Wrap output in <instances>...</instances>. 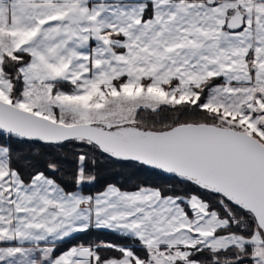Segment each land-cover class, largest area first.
<instances>
[{"label":"snow or ice","instance_id":"snow-or-ice-1","mask_svg":"<svg viewBox=\"0 0 264 264\" xmlns=\"http://www.w3.org/2000/svg\"><path fill=\"white\" fill-rule=\"evenodd\" d=\"M100 157L190 190L84 194ZM0 264H264V0H0Z\"/></svg>","mask_w":264,"mask_h":264},{"label":"trees","instance_id":"trees-1","mask_svg":"<svg viewBox=\"0 0 264 264\" xmlns=\"http://www.w3.org/2000/svg\"><path fill=\"white\" fill-rule=\"evenodd\" d=\"M15 151L20 153L22 159L18 167L22 171L28 170V165H34L41 169L49 159H59L62 161V171L57 178L67 184L72 183V174L74 172V163L72 153L78 151L79 148L69 145L67 148H46L42 144L37 143H14ZM95 181L83 188L84 194H94L102 192L107 185L115 184L124 190H134L137 186L161 187L168 191H189L190 186L181 185L178 178L169 177L161 174L156 170L147 167L133 165L129 162H120L116 160L105 159L100 157L99 162L93 168ZM107 242L113 244H126L128 240L121 238L118 234L108 230L92 229L87 233L77 234L73 243H100ZM67 245H62L61 249H66ZM104 255H115V253L103 252Z\"/></svg>","mask_w":264,"mask_h":264},{"label":"water","instance_id":"water-1","mask_svg":"<svg viewBox=\"0 0 264 264\" xmlns=\"http://www.w3.org/2000/svg\"><path fill=\"white\" fill-rule=\"evenodd\" d=\"M151 170H153V169H151ZM157 171V170H156ZM161 173V172H160ZM161 174H163V175H166V176H169V177H172V176H170V175H168V174H164V173H161Z\"/></svg>","mask_w":264,"mask_h":264}]
</instances>
